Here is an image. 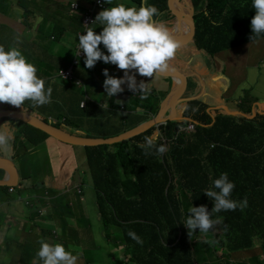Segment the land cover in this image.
Listing matches in <instances>:
<instances>
[{
  "label": "trees",
  "instance_id": "obj_1",
  "mask_svg": "<svg viewBox=\"0 0 264 264\" xmlns=\"http://www.w3.org/2000/svg\"><path fill=\"white\" fill-rule=\"evenodd\" d=\"M195 1L198 3L201 0ZM239 1L203 0L201 13L196 15L195 44L199 48L207 50L211 55L231 50L233 40L229 37V31L224 32L213 25L210 19L227 7L233 12ZM77 22L82 25L81 18ZM233 24L230 29L233 26L238 30ZM90 27L97 29L94 25ZM80 30L79 35L86 32L85 27ZM239 30L243 31L246 40L247 30ZM100 46L104 48L102 43ZM70 59H66V67L71 63ZM80 67L74 75L93 82L95 77L87 74L85 63L78 72ZM101 67L103 70L109 69L110 75H121L114 64L104 62ZM218 71L228 77V83L229 80L235 82L229 77L226 65L219 63L211 67V72ZM194 87L202 90L199 82ZM245 90V87L240 88L237 97L242 98ZM130 97H136L135 93L130 91ZM231 100L235 101V96ZM244 104L242 101L240 109ZM207 108V105L198 101L188 103L184 115L196 124V132L189 138L179 133L175 143L170 145L168 152L160 159L155 149L150 150L152 154L145 155L138 147L139 143L144 142L145 136L153 134L155 128L131 138L133 146L127 141L115 144L116 152H101V147L85 148L88 169L94 175L92 180L100 215V233L108 239L107 231L111 227L117 226L122 230L123 240L114 247V258L119 257L114 259L115 264H264V243L255 247L250 243L235 245L230 236L231 232L236 234L240 230V223L244 222L252 224L257 235L264 237V114L257 113L253 119L239 114L218 116L217 112L214 115V111L213 115L208 113ZM149 109L153 114L156 112L154 108ZM257 110H260L259 106ZM82 111L91 116L87 109ZM250 111L252 109L246 110L245 114ZM185 124V119L169 121L165 127L166 135L169 138L176 136L179 126ZM141 154L142 160L137 157ZM224 172L228 173L229 180L235 184L230 198L241 201L246 197L247 207L243 210L238 207L235 211L212 213V219L216 221L214 225L220 222L222 231L214 239L202 241L203 237L197 232L190 238L188 228L183 223L190 207L206 205L211 212L214 201L204 190ZM44 176L31 180V176L27 175L22 182L31 181L36 186L44 187ZM120 187L123 188L122 192ZM62 226L66 229L65 225ZM79 226L77 230L68 228L69 235L76 236V242L77 237H80L83 240H95L97 247H104L100 236L95 233L91 217L80 219ZM130 230L141 238L142 243H137L128 235ZM39 238L29 234L24 240L32 243ZM62 238L66 239L65 236ZM39 242H33L38 246L37 252ZM76 256L77 264H88L95 259V255L92 256L87 249ZM34 261L42 264L37 253L32 259L22 258L23 264H34Z\"/></svg>",
  "mask_w": 264,
  "mask_h": 264
},
{
  "label": "clouds",
  "instance_id": "obj_2",
  "mask_svg": "<svg viewBox=\"0 0 264 264\" xmlns=\"http://www.w3.org/2000/svg\"><path fill=\"white\" fill-rule=\"evenodd\" d=\"M148 2H152L154 5H150ZM202 3L203 0L198 3L195 0H141V4L138 6L136 3L132 2H129L126 5L122 2V0H92L91 7L88 8L82 15V24H84L86 32L78 36V51L75 53L73 63L68 69L59 70L58 74L62 76L65 82L72 83L75 86L76 84L82 82L74 75V72L80 66L84 57L85 67L89 69L93 68L97 61L103 60V62L114 64L119 69L124 71L123 77H116L109 74V69L105 68L103 70V74L106 77L103 82V87L106 95L109 98L123 92L124 88L122 85L125 83H127L129 89L127 91V95H130V91H132L135 93L137 98H145L146 94H149L151 91L149 82L141 80L138 83L135 73H138L142 77L153 78L155 75L167 72L168 70H175V67L171 66L170 61L174 58L177 49L182 47V45L185 43L183 40L187 38V34L190 30L188 18L190 15L194 21L196 34V15L201 13ZM74 6H76V8H74ZM157 7L160 10L167 9L171 12L172 21L170 24H166L164 21L156 19V17L160 15L159 9ZM70 8L73 13H76L81 8V4L79 1L73 0L71 1ZM176 12L180 14L179 18L175 15ZM220 12H218V15L215 18H211L210 21L213 25L218 26L224 32L227 33L229 31L232 22H234L233 25H236V22L240 20L241 28L247 30V33L252 35L251 40L260 36L261 34H264V0H240L233 12L229 7L224 9L222 13ZM88 17H90L91 20L89 24H85L84 21ZM184 18L186 19L184 20ZM98 23L103 26L102 31L99 33L90 27L91 25L95 26ZM15 30L21 32L16 27ZM24 31H26V28ZM184 32L185 34L182 35ZM194 39L195 35L193 41ZM101 43L104 45V48L107 49V54L101 50ZM133 70H135V73H133ZM37 71L38 69L35 64L27 59L18 46L6 48L4 45H0V107H4L0 110L11 112V114L0 116V118L4 119L5 116L14 117V115H17L19 120L24 121L20 116H28L29 121H25L28 127H30L32 130L38 131L39 133L41 132L43 134L49 135L48 133L33 126L31 124V120H41L54 129L62 130L56 125H67L68 118L61 114L57 118L50 116L42 119L38 116L32 117L29 114L37 107L50 103L53 92L52 87L49 86L46 88L45 80L37 75ZM60 72H63L64 74H66V72H70V75L68 78H64ZM174 75L175 74L166 77L169 81V89L165 93L161 103L159 102L156 112L153 114L150 110L147 121H143L137 126L122 131L121 133L114 136L90 137L80 134H78V136L104 140L112 139L118 137L121 134L133 131L137 127H140L141 125L153 120L160 112L166 100L174 99V92L176 91V87L179 83L181 85V90L185 89L183 74L182 76L179 74L175 76ZM82 98L84 99L81 101L80 105L85 108L87 102H89V97L86 96ZM182 99H186L184 100L186 102V107L188 103L194 101L204 103L208 107L207 112L211 115H213V111L215 115V112L218 113L222 110L219 107H212L207 104L204 101V98L201 97L200 92L193 93L192 95H188V92H186ZM27 101H30L31 103H27ZM182 102H178L177 105H174L175 113L173 108L167 110L163 117H171L173 119L172 122L185 119L187 124L179 126L176 136H173L172 138H169L165 133V127L170 120L149 128L148 130L155 128V131L152 135L145 136L143 143L138 144V147L144 151L145 155L152 154L150 150L155 149V154H157L158 159H160L168 152L170 145L175 143V139L179 133L185 134L186 138H189L192 134H195L196 124L184 115V111L182 114H179V106ZM233 102L239 112H237L236 115L239 114L243 115L244 118L253 119L255 116H257V113H259V115L264 114V109H261V107H259V112H256L254 109H252V111L245 114V112L241 111L239 107L242 103L240 97H235V101ZM116 103L120 104L119 107L126 106V104L120 100H117ZM257 103L264 106V103L260 101H257ZM5 107H8L9 109H6ZM101 107L109 112H112L111 108H108L103 104ZM226 115L228 116L233 114H225L224 116ZM189 124L194 125L195 132L187 133L186 131L181 130L182 128L187 127ZM148 130L135 136L141 135ZM26 132L27 136H30L31 139L35 138L34 133L31 131ZM131 138L113 144H103L91 147H102L107 145L110 148L106 147L105 149H102L101 152H103V150H105L106 153L116 152L117 149L116 146H114L115 144L127 141L129 142L130 146H133V142L130 140ZM13 140V130L10 129L6 123L0 125V152H10L12 149ZM57 141L59 140L57 139ZM157 143L161 144L157 145ZM82 148L85 149L86 147ZM22 149H24L26 152H31V149L27 145L23 146ZM15 157L18 156H13L12 158L0 156L8 170L6 171L0 166V168H2L6 173V176L0 179V187H3L1 190H3L4 196L9 198L14 197L16 201L21 202L25 207L28 208L32 207L35 201H44L45 206L36 209L37 215H40V220L47 216V208L52 205V201L56 197L61 195H73L81 202L84 201L86 191L83 190V184L84 175L86 174V169L88 168V161L85 162L86 168L84 171L82 166H77L75 168L81 177V181L76 187L72 185L71 188L67 187V191L64 190L55 197H45V194L50 192L48 187L45 188V193L43 196L24 194V190H26L33 182H22L19 169L17 168V165L14 161ZM137 157L140 160L143 158L142 154L137 155ZM13 170H16L17 172V183L13 185H2L1 183L4 180L11 181L13 179ZM90 176L92 179H94V175L90 174ZM234 187V182L229 180L228 173L226 172L221 173L218 178L211 181L210 187L204 190L206 195L214 201V207L212 208L211 212L208 210L206 205H200L198 207L191 206L187 215V219L183 222L188 228V235L190 238L194 232H197L200 237L204 238L206 233L210 231V233L207 234L211 237L209 240L214 239L215 237L211 236V229L213 228L216 221L212 219V213H219L221 211L227 210L235 211L238 207L243 210L245 207H247L248 201L246 197L241 201H236L230 198ZM120 191H123L122 187H120ZM2 198L3 196L0 195V202H2ZM4 203L8 205L9 201H5ZM9 222H12L11 218H9ZM240 224V230L236 234L232 232L230 233V236L234 239L235 245L250 243L255 247L259 246L258 244L264 243V237L257 235V231L252 224H245L244 222H241ZM128 235L133 240H136L137 243H142L141 238L134 231L130 230ZM79 240L83 242H89V240H83L80 237ZM39 243L40 248L37 252V256L39 257V260L42 261V264H77L78 257L73 254V251L67 250L63 244L59 242L52 243L45 240H41ZM17 264L21 263L19 262ZM34 264L39 263H35L34 261Z\"/></svg>",
  "mask_w": 264,
  "mask_h": 264
},
{
  "label": "crops",
  "instance_id": "obj_3",
  "mask_svg": "<svg viewBox=\"0 0 264 264\" xmlns=\"http://www.w3.org/2000/svg\"><path fill=\"white\" fill-rule=\"evenodd\" d=\"M49 1H51V3L46 5V3ZM71 1L73 0H0V45H4L6 48L18 46L23 54L27 57V59L35 64L38 69L37 75L45 80L46 88L50 86L53 89L51 102L37 107L33 112H30L29 114L32 117L38 116L44 119L45 117L52 116L51 113L53 111H56L61 112L62 115L68 118V116L72 117L76 115L74 109L76 108L80 111H82L83 109H87L91 115L90 117L108 114V117H110V119L113 118L118 121H125L131 118H135L129 128L121 130L117 134L127 129H131L142 123L143 121H147L150 114V109L148 107H145L146 110H143V108H140L139 106L141 105L140 103L132 101L130 95H127V91L129 90L127 83L122 85V87L124 88L123 92L118 93L111 98L103 94L105 92L103 82L106 79L104 77L101 79L95 77L93 79V82H88L90 85L95 87L101 95H103L102 100L89 98V102H87L86 107L83 108L80 103L84 98L77 97L73 99L74 108L61 105L63 100L57 97V92L64 94V96L68 92L74 94V85L69 82H64L65 85L59 84L57 80L54 79L53 73L58 69H68L72 65L75 53L78 51V35L81 32L80 29L82 26L80 22H77V19L81 18L82 21V15L88 8L91 7L92 4V0H77L80 2L81 8L76 13H73L70 8ZM64 2L65 4H63ZM122 2L126 5L129 2L136 3L138 6L141 4V0H122ZM148 4L154 5L152 2H148ZM159 12L160 15L156 17V19L162 20L166 24H170L172 21L171 12L167 9H159ZM17 26L25 27L26 31L21 33L16 31L15 27ZM95 27L98 30L102 31L103 26L99 23L95 25ZM97 29L94 30L99 33L100 31H98ZM184 34L185 32L182 35ZM262 45V42L257 43V52L260 51ZM65 51L66 53H64ZM254 52L255 50L244 47L242 53H244L245 57H247V61H251V56L252 54H254ZM224 53L225 52H223L222 54L217 53L215 55H211L207 50L199 48L195 44L194 39V41L185 42L182 47L178 48L174 58L170 61V63L173 67H175V71H177L180 76H182L183 74L189 79L190 83L187 89L188 95L192 87V76H200L199 83L202 86V90L200 91L194 88L190 95L196 93V91L200 92L202 95L205 90V86L208 85V82L211 86L218 87L215 95L213 96L212 105L208 103L206 99H204V101L210 106L219 107L222 109L217 113V115H236L238 110L236 109L234 102L231 100L234 95L229 94L232 90H239L240 88L244 87L246 88V90L243 98L246 99V102L243 108H241V111L246 112V110L248 109H254L257 112V101L264 103V84H261L262 80L264 82V67L259 66L262 63L252 64L253 66L244 64V69L239 70L241 68L237 69L233 64L227 62L226 70L229 73V77L235 80V82L229 80L228 83V77L224 76L219 71V74L223 78L216 76L218 72H211V68L206 64L204 60L205 56L212 60H218V58L221 57ZM69 57L71 58V63H69V67H66V59ZM225 61L226 57H222L220 60L221 65H223ZM101 62H103V60H101L100 63ZM84 63L85 57L81 61V67L79 66L80 69H78V72L81 71ZM192 69H194V71H191ZM120 72L121 75L119 77H123L124 71L120 70ZM133 73H135V70H133ZM135 75L138 83L143 80L145 82H149L150 89L153 88L151 89L149 94H146L145 98H140V101L142 102L149 100L154 91H157L159 93H166L169 89V83L165 81V79H167L166 76L157 74L153 78H148L142 77L138 73H135ZM78 78L80 79L81 77ZM217 82H219L220 84L217 85ZM257 94H261L263 98L257 100ZM117 100L122 101L126 104V106L119 107L120 104L116 103ZM162 100L163 98L160 100V103ZM100 102L105 104L106 107L111 108L112 112H109L106 109L102 108ZM27 103L31 102L27 101ZM57 105H59V107L55 108ZM1 108L4 107H0V109ZM5 108L9 109L8 107ZM185 109L186 106H184L183 111H185ZM40 111L44 112L40 113ZM46 111H49V113H47ZM4 123H6L8 127L13 130L14 140L12 141L11 151L0 152V156H4L5 158H12L13 156L21 157L22 147L26 146L25 137L27 136V132L25 128L28 127V125L25 123V121L19 120L17 115L4 119L0 118V125H3ZM29 131H31L32 133L35 132V130L32 129H30ZM40 133V147H45L47 153V148H52L53 146L58 148L64 146L65 152H71V157H73L74 159H71L70 157L69 160L67 154L63 158L54 159L57 163H59V166L61 168H71L73 165L77 167V159L75 156V154H77V149L75 147L65 145L51 136L47 137L43 133ZM55 141L57 142L55 143ZM78 149L82 150L85 153L86 157V150L82 147H78ZM59 155H61V153H59ZM48 159H50L49 153ZM52 162L54 161H51V163ZM85 168L86 166L84 162L82 164L83 171ZM54 173L56 174V178L54 179L58 180L61 178V173L57 172L55 168ZM4 176H6V173L2 168H0V179H2ZM57 180L51 181L50 177L46 178V176H44V187L36 186V184L33 182L26 190H24V194L43 196L45 193V188L48 187L50 193H52L53 190L54 193H57V195H59L60 191L58 190V187L61 184V181L56 182ZM0 191L3 196L2 202H0V264H10L8 263L9 261H11L10 258L15 256L17 253V261L19 262H22V258L24 257L32 259L31 254L23 253L20 250L14 248L12 242L15 239V233L17 230H19L22 241H25V237L29 234H32L33 232H35L33 233L34 235L40 237V240L45 236L44 232H52L44 231L43 229V222L45 217L40 220L39 214L36 217H32L31 215L32 211L35 208L38 209L39 207H43L41 203H44V201H35L34 205L28 208L25 207L21 202L16 201L14 197L9 198L4 196L3 190L0 189ZM5 201H9V204L7 205L6 203H4ZM23 208L28 209L27 212H25ZM61 208H64L63 212L69 213L72 211L73 217L67 222L59 223L60 229H62V233L56 231V240L58 242H61L62 244H65L67 247L70 244H82L83 241H80L79 237H77L78 242H76V236L72 234L69 235L68 228H75L76 230L77 228L80 229L79 220H87L88 217H91L93 221L97 220L98 222H100V215L97 210L96 201L92 194V191L90 189L86 191L83 202H81L77 197L73 195H61L59 197H56L55 199H53L52 205L47 208L46 217H51L58 211V209ZM9 218L12 219V222H9ZM38 222H40L41 224L40 229L44 231L42 234H39L37 231L39 228ZM62 225H65L66 229H64ZM81 230H83V228H81ZM62 236H65L66 239H63ZM117 245L118 244L114 245L113 247H116ZM84 249H87L93 256L92 250L89 247H83L82 250Z\"/></svg>",
  "mask_w": 264,
  "mask_h": 264
},
{
  "label": "rangeland",
  "instance_id": "obj_4",
  "mask_svg": "<svg viewBox=\"0 0 264 264\" xmlns=\"http://www.w3.org/2000/svg\"><path fill=\"white\" fill-rule=\"evenodd\" d=\"M49 3H51V1L47 2L46 5ZM63 4H65V2ZM83 27H84V24H82L81 28H83ZM16 28L19 29L21 32H23L25 29V27H23V26H17ZM235 28H237L238 30L234 29L232 26L228 32L229 37L233 40V46L230 47L231 50H229V51H227V49L224 50L225 53L221 57H219L218 60L217 59L212 60V59L208 58L207 56H205L204 60H205L206 64L211 68L213 66V64L218 65L220 63V60L222 57H226V61H225L224 65L227 66V62H228V63L233 64L237 69L241 68L239 70L244 69V66H243L244 64L253 66L252 64L262 63L259 66L264 67V36L255 37L254 39L251 40L252 35L249 33H246L247 39L245 40V36L243 34V31L239 30L241 28V21L240 20H238L236 22ZM238 33H239V35H238ZM246 41H247V44H246ZM261 42L263 43V45L261 46L260 51L257 52V43H261ZM244 47L245 48H251V49L255 50L254 54H252V56H251L252 57L251 61H247V57H245V54L242 53ZM69 50H70V48H69ZM101 50L104 51L105 54H107V51L104 48H101ZM64 53H66V51ZM100 61H97V62H100ZM44 62H46V61H44ZM102 64H104V62H101V64L96 63L95 66L91 69L87 68V70H86L87 74H91L92 77H98L100 79L105 77L103 74V68L101 67ZM119 70H121V69H119ZM191 71H194V69H192ZM58 73H59V69L53 73L54 79H56L59 84L65 85L64 79ZM216 76L223 78L219 73ZM80 80L82 82H80L79 84L74 83V84H76L73 88L74 94H72L71 92H68L64 96V94L57 92V97L63 100V102L61 103L62 106L65 105L67 107H73L74 108L73 99L77 98V97H86L87 95L91 99H95V100H102L103 99V95H101L95 87L90 85L86 81L85 78L83 79L81 77ZM199 80H200L199 75L192 76V78H191L192 87H191V90L189 92V95L192 93V91L195 88L194 86L199 82ZM165 81H167L169 83V81L167 79H165ZM223 82H224V80H223ZM218 84H220V83L217 82V85ZM261 84H264L263 80H262ZM151 89H153V88H151ZM217 89H218V87H213L208 82V85L205 86V90L202 93L201 97L206 99L208 101V103H210L212 105L213 104V96L215 95ZM103 94L106 95L105 92ZM231 94L234 95L235 97H237L239 95V92H238V90H232ZM164 95H165V92L159 93L157 91H154L152 93L150 99L145 101V102L140 101V99L137 97H134L132 99V101L140 103L141 105H139V106H140V108H143V110H146L145 107L154 108L157 110L159 102L164 97ZM262 98H263V96L261 94H257V100L262 99ZM241 100L244 103L246 102V99H244L243 97L241 98ZM100 104L102 105L103 103L100 102ZM103 105L105 106V104H103ZM185 105H186L185 101H183L180 104L179 114H182L183 108ZM257 106L261 107V109H264V106L259 105V103H257ZM57 107H59V105H57L55 108H57ZM74 109H75L76 115L72 116V117L68 116L67 125H56V126L61 128L64 131H67V132H70V133L76 134V135H78V134L89 135L90 137L114 136L119 131L124 130L126 128H129L130 125L135 120V118H131V119H128L125 121H118V120L113 119V118L110 119V117H108V114L90 117L86 113H84V111H80L76 108H74ZM42 112H44V111H40V113H42ZM46 112L49 113V111H46ZM257 112H259V111L257 110ZM51 114H52V116L57 118L61 115V112L53 111ZM139 114H141V113H139ZM4 118H8V116H5ZM25 129H26V131H29L31 128L26 127ZM34 135H35V138H33V139H31L30 136H26V138H25V145H27L31 149V152H26L24 149H22V157H15L14 158V161L17 165V168L19 169L21 180L24 179L25 176H27V175L31 176V180H32V178L37 180V179H39V177H43L44 175L46 176V178L50 177L51 181L57 180V179H54V178H56V174L54 173V168H55L57 170V172L61 173V178L56 181V182L61 181V184L58 187V190L60 191V193H62L64 190L67 191L66 187L71 188L72 185L74 187H76L79 184V182L81 181L80 174L77 172V170H75L76 166L73 165L71 168H69V167L68 168H61L59 166V163H57L54 160L55 158H63V157H65L66 154L68 155V158L70 160L71 152L70 153L65 152L64 146H62L61 148H58L55 146H53L52 148H47L48 153H49V157L51 159L50 160V159H48V153H47L46 148L40 147L39 132L35 131ZM44 135L49 137V135H46V134H44ZM56 142L57 141H55V143ZM106 147L110 148L107 145H104L101 148L105 149ZM75 148L77 149V154H75L76 159H77V166L81 167L84 162H87V158L85 157V153L82 150H79L78 147H75ZM59 153H61V155H59ZM71 159H74V158L71 157ZM51 161H54L56 163L52 162L53 163L52 164ZM49 163H50V170H49ZM44 172H46V173H44ZM42 173H44V174H42ZM89 189L92 191L94 198H96L95 190L93 188L92 178L90 176L89 169L87 168L86 174L84 175L83 190L87 191ZM0 194H1V191H0ZM55 196H57V193H54L53 190H52V193L49 192V193L45 194V197H55ZM41 205L45 206V203H41ZM23 210L25 212H27L28 209L23 208ZM31 215H32V217H36V215H37L36 208L32 211ZM72 217H73L72 211L68 213V212L61 211V209H58V211L56 213H54L51 217H45L44 222H43L44 223L43 229H44V231H52L51 233L42 231L40 229L41 224H40V222H38V224H39V228L37 230L38 233L39 234H42L43 232L45 233V236L42 237V240L52 242V243H58V241L55 239V233H56V231H59L60 233H62V229H60L59 223L67 222ZM93 226H94L95 233H97L100 236V238L104 244V247H102V248L97 247L95 244L96 243L95 240H92L89 242H83L82 244L78 243L76 245L70 244V245H68V247L70 249H72V251H74V255H77L78 253L82 252L83 247H86V248L89 247L92 250V253L95 255V259H94V261H90L88 264H92V263L93 264H115L114 259H116V258L118 259L119 257L115 256V258H114L116 248H114L113 246L116 244H118V245L121 244V242L123 240V239L121 240L122 230L117 226L111 227L107 231L108 232L107 234H109V237L107 239L103 234L100 233V222H98L97 220H94ZM101 228L103 230L102 224H101ZM221 232L222 231L220 229V222H217V225H214L213 228L211 229V236L216 237V235L220 234ZM33 233H35V232H33ZM33 233L31 235H34ZM96 238H98V237H96ZM209 239H211V237L206 234L202 241H208ZM39 240L40 239H34L33 242L38 243ZM33 242L31 243V242H27V241H22L19 230H17L15 233V239L13 240L12 245L14 248L20 250L21 252L30 253L32 255V257H34V255H36V253H37L38 246ZM17 255H18V253L15 256L11 257L10 258L11 261H9L8 263H10V264H17V262L19 263V261H17L18 260ZM20 263L22 264V262H20Z\"/></svg>",
  "mask_w": 264,
  "mask_h": 264
},
{
  "label": "water",
  "instance_id": "obj_5",
  "mask_svg": "<svg viewBox=\"0 0 264 264\" xmlns=\"http://www.w3.org/2000/svg\"><path fill=\"white\" fill-rule=\"evenodd\" d=\"M175 15L179 18L180 14L179 13H175ZM189 33L187 34V38L183 40V42H189V41H193L194 35H195V25H194V21L192 16L190 15L189 17ZM186 18H184L185 20ZM178 75L177 71L175 70H171V71H167L164 73H160L158 75L161 76H166L169 77L171 75ZM174 75V76H175ZM185 76V75H183ZM185 89L181 90V85L180 83L177 85L176 87V91L174 92V99L173 100H169L167 99L166 102L164 103L163 107L161 108L160 112L158 113V115L151 121H149L148 123H145L143 125H141L140 127H137L135 130L124 133L119 135L118 137L112 138V139H98V138H87V137H83V136H78V135H74L59 129H54L53 127H50L49 125H47L45 122L41 121V120H31V124L35 127H37L38 129L48 133L49 135H51L52 137L58 139L59 141L68 144V145H72V146H82V147H91V146H98V145H103V144H113V143H117L123 140H127L141 132H144L146 130H148L149 128L157 125V124H161L164 123L166 121H172L173 119L171 117L167 118V117H163L164 114L166 113L167 110L173 109L174 105H177L178 102H182L186 99H182L184 94L187 92L188 86H189V79L185 76ZM183 80V78H182ZM170 101V102H169ZM239 113V112H238ZM11 114L10 111H6V110H0V116L3 115H8ZM24 121H29V117L28 116H20ZM0 166L3 167V169H5L6 171L7 168L4 165V161L3 159L0 158ZM18 181V176H17V172L16 170H13V179L11 181H3L1 184L4 185H13L16 184Z\"/></svg>",
  "mask_w": 264,
  "mask_h": 264
},
{
  "label": "built area",
  "instance_id": "obj_6",
  "mask_svg": "<svg viewBox=\"0 0 264 264\" xmlns=\"http://www.w3.org/2000/svg\"><path fill=\"white\" fill-rule=\"evenodd\" d=\"M74 8H76V6H74ZM90 20H91V18L88 17L85 19L84 23L89 24ZM76 63H77V61H76ZM60 73L63 75L64 78H68L70 75V72H66V74H64L63 72H60ZM181 130H184L187 133H193V132H195V127L193 124H189L187 127L182 128Z\"/></svg>",
  "mask_w": 264,
  "mask_h": 264
},
{
  "label": "bare ground",
  "instance_id": "obj_7",
  "mask_svg": "<svg viewBox=\"0 0 264 264\" xmlns=\"http://www.w3.org/2000/svg\"><path fill=\"white\" fill-rule=\"evenodd\" d=\"M171 66H172V64H171ZM174 111H175V108H174Z\"/></svg>",
  "mask_w": 264,
  "mask_h": 264
}]
</instances>
